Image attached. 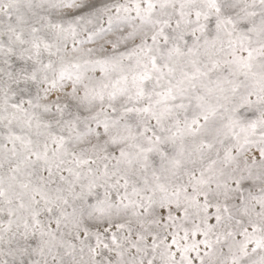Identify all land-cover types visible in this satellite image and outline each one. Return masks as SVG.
Here are the masks:
<instances>
[{
    "label": "snow or ice",
    "instance_id": "snow-or-ice-1",
    "mask_svg": "<svg viewBox=\"0 0 264 264\" xmlns=\"http://www.w3.org/2000/svg\"><path fill=\"white\" fill-rule=\"evenodd\" d=\"M0 264H264V0H0Z\"/></svg>",
    "mask_w": 264,
    "mask_h": 264
}]
</instances>
